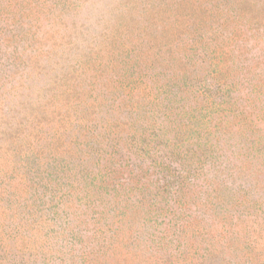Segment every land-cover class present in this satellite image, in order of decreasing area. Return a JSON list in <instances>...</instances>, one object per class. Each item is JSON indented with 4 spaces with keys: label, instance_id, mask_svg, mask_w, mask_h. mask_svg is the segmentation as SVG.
<instances>
[{
    "label": "rangeland",
    "instance_id": "obj_1",
    "mask_svg": "<svg viewBox=\"0 0 264 264\" xmlns=\"http://www.w3.org/2000/svg\"><path fill=\"white\" fill-rule=\"evenodd\" d=\"M0 264H264V0H0Z\"/></svg>",
    "mask_w": 264,
    "mask_h": 264
}]
</instances>
